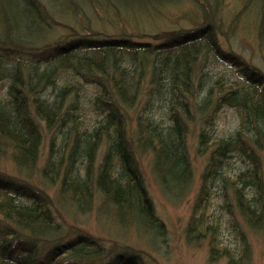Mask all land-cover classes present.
Listing matches in <instances>:
<instances>
[{
	"label": "trees",
	"instance_id": "1",
	"mask_svg": "<svg viewBox=\"0 0 264 264\" xmlns=\"http://www.w3.org/2000/svg\"><path fill=\"white\" fill-rule=\"evenodd\" d=\"M190 1L199 16L183 15L174 29L115 27L118 34L104 35L87 26L83 35L73 31L51 43L60 24L55 11H92L128 23L164 18L181 3L0 0V158L15 165L14 174L0 171V264H148L139 251L116 250L68 225L63 214L69 207L89 214L99 200L98 209L117 227L163 241L167 231L139 156L154 154L163 195L178 201L193 180L190 122L201 123L197 149L210 156L185 240L206 241L210 263L251 264L252 247L234 211L247 228H264V71L220 44L224 0ZM248 11L264 27V0H242L236 21ZM137 109L132 130L130 112ZM223 109L238 117L239 127L228 133L216 130ZM219 177L222 188L212 204L210 189ZM226 223L233 235L225 234Z\"/></svg>",
	"mask_w": 264,
	"mask_h": 264
},
{
	"label": "rangeland",
	"instance_id": "2",
	"mask_svg": "<svg viewBox=\"0 0 264 264\" xmlns=\"http://www.w3.org/2000/svg\"><path fill=\"white\" fill-rule=\"evenodd\" d=\"M40 1L48 5V1L50 0ZM180 3L179 7L170 8L164 18H155V15H150L148 20L141 19L137 21L138 23L114 21L113 19V22H110L108 19H111V17L114 18L115 15H111V17H106L105 19L98 12L95 13L94 17L92 11H85L87 16H82L78 9H76L78 13L68 15H62L60 12L55 11V20L60 24L55 25L49 36V41L54 43L60 40V38L65 39L66 37L74 35L73 31L80 32L83 35L88 31V28H85L87 26H91L94 31L105 32L104 35L118 34V28L115 29V27L136 28L140 32L150 31L151 33L153 31L158 32L174 29L173 25L183 15H188L191 18L199 16L198 10L193 8L190 0H180ZM223 5L221 15L224 21V30L219 38L220 44L223 47L231 45L234 52L240 54L247 61L264 71V27L259 25L258 15L255 12L250 13L248 11L241 16L239 21H236V13L242 9V0H224ZM235 21L236 27L234 31L231 33L228 32L229 26H232ZM188 22V20H182L181 24L185 26ZM216 69L223 71L224 67L220 65ZM88 88L94 90L92 87L88 86ZM137 112L138 109L130 112V116L132 117L130 127L132 130L136 128L135 117ZM218 114L216 130L219 133L221 131H227L228 133L239 127L238 117L235 111L223 109ZM201 126L199 122H190L187 124V151L192 166L193 180L189 191L182 198L178 199V201L166 198L163 195L159 180L154 172V154L148 152L139 156L148 193L152 199L156 214L164 223L167 231L163 241L153 240L150 235L148 236L143 231L141 232L135 228L121 229L117 227L110 214L102 213V210L98 209L100 206L99 200L96 201L94 210L86 215L78 214L71 207H69L70 210L66 207L67 212L63 214V219L68 225H73L77 230L97 236L108 245L115 247L116 250L121 248L139 251L148 264H226V259H221L215 263L209 262L206 241L189 245L185 240V228L193 213V205L202 186V176L210 156L209 151L202 154L197 149ZM50 135H53L50 131L45 133L40 165L43 164L47 154ZM104 150L103 148L99 152L98 162L101 161ZM261 155L264 160V151ZM0 171L14 174L15 165L10 158H0ZM37 177L38 175L34 176L35 181H37ZM221 188V177H219L210 189L212 195L209 197V200L213 202L212 204L218 202V198L216 197ZM56 191L53 188L48 190V193L53 199L56 198ZM209 212H215L214 208L209 209ZM234 218L246 233L251 244V264H264V228L260 230L247 228L243 218L236 211H234ZM225 219L229 220L227 217ZM225 226L224 230H226V233H224L227 236L233 235L234 233L231 227L227 223Z\"/></svg>",
	"mask_w": 264,
	"mask_h": 264
}]
</instances>
